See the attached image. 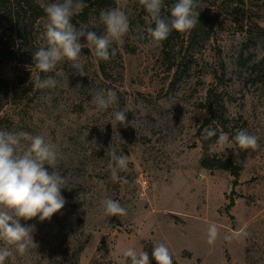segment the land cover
Here are the masks:
<instances>
[{"label": "rangeland", "instance_id": "1", "mask_svg": "<svg viewBox=\"0 0 264 264\" xmlns=\"http://www.w3.org/2000/svg\"><path fill=\"white\" fill-rule=\"evenodd\" d=\"M7 1L8 9L17 4ZM39 2L44 7L59 0ZM174 2L164 0V15ZM200 5L208 22L155 44L146 31H136L148 26L139 0H115L112 8L121 7L130 20L122 43L113 44L117 55L103 61L83 48L78 61H61L47 74L32 59L46 45L40 39L46 16L36 23L34 50L27 54L15 38L18 27L1 22L0 34L16 40L5 38L0 46V74L13 83L33 82L34 98L14 103L0 94V129L42 135L54 144L59 160L49 171L62 175L67 187L61 189L64 208L50 220L21 219L35 226L37 247L24 255L13 248L5 264H131L123 256L129 247L147 251L156 264L151 252L158 243L167 245L173 264H264V59L254 52L264 45V0ZM82 13L73 17L77 27L85 24ZM88 24L99 27L94 12ZM48 75L56 87L38 88L37 80ZM100 89L117 91V103L100 109L92 98ZM119 110L134 121L132 127L115 121ZM208 122L228 136L225 144H213L212 155L231 160L238 177L202 167L198 132ZM241 129L259 137L258 149L239 148L233 137ZM108 147L127 155V170L118 173L127 183L112 180ZM105 198L118 201L127 214L106 215ZM212 223L219 235L209 244Z\"/></svg>", "mask_w": 264, "mask_h": 264}, {"label": "clouds", "instance_id": "2", "mask_svg": "<svg viewBox=\"0 0 264 264\" xmlns=\"http://www.w3.org/2000/svg\"><path fill=\"white\" fill-rule=\"evenodd\" d=\"M147 16L146 29L137 25L136 31L148 36L155 44L166 40L173 32H188L199 23V0H175L167 9L170 15H164V0H139ZM88 7L85 0H59L44 6L46 22L40 39L46 41L45 46L39 47L33 54L34 68L41 73H51L56 65L64 60L78 61L83 48H88L92 55L99 60L108 61L118 53L113 44L122 43L124 36L130 30L129 16L121 7L102 11L100 21L105 27L104 34L89 30L86 24H73V17L82 13ZM86 43H81V38ZM22 41H18V44ZM257 60L264 59V45L257 44L254 49ZM78 75L87 76L82 65L73 64ZM56 80L48 75L38 79L36 86L40 89L56 87ZM80 85H77L79 87ZM93 102L100 109H108L118 101L117 91L100 89L93 92ZM125 110L114 113V119L119 124L128 127L134 121H128ZM217 135L215 129L204 128L205 140ZM240 149L256 150L260 147L259 137L248 133L247 130H238L233 137ZM228 141L225 133H220L217 144L223 145ZM110 157L109 168L114 182L127 183V179L118 173L126 171L127 155H118L115 148L108 147ZM59 160V152L54 144L45 140L42 135H32L25 131H9L0 129V264H5L15 252L24 255L29 248H36L33 232L34 225H22L21 219L27 221L39 217L40 221L50 220L51 217L64 208L65 198L61 189L67 188L64 177L55 169ZM106 215L112 217L124 216L127 210L112 199L101 201ZM245 235L247 233H244ZM219 235L215 223L208 226V243L213 244ZM229 237H225L228 239ZM152 258L156 264H173V258L165 243L153 245ZM123 256L130 258L131 264H150L147 251H137L129 247Z\"/></svg>", "mask_w": 264, "mask_h": 264}, {"label": "trees", "instance_id": "3", "mask_svg": "<svg viewBox=\"0 0 264 264\" xmlns=\"http://www.w3.org/2000/svg\"><path fill=\"white\" fill-rule=\"evenodd\" d=\"M91 4L83 10V22L89 26L88 21L90 19L91 13H95L100 22L99 27H88L89 30L99 33L101 28H104V25L101 23L99 17L102 11H107L115 5V0H90ZM204 0H199V9L200 15L198 17L199 22H208V17L205 12L201 11V2ZM8 1L0 0V24L1 22H8L16 27H18V34L15 37L18 41H22L19 45L26 49L24 53L33 52L34 44L31 42V33L38 21L44 18L45 12L44 7L40 4L39 0H17L15 7L8 9ZM75 18H73V21ZM262 30V29H261ZM264 32V30H263ZM5 38L10 40L12 44L15 43V38L13 36H7L4 33L0 34V46L2 48L6 45L7 41ZM25 61H19V63H24ZM34 83L26 82L25 79H20L17 83H13L8 79L4 78L0 74V94H2L7 100L14 103H23V102H32L34 98ZM218 107L224 111V106L219 103ZM209 125V122L206 123L198 132L199 139L203 144L204 154L201 161V165L207 169L221 168L225 170H232L236 177L239 176V167L234 165L231 160H223L218 158L215 155H212L211 149L215 142H217L219 133L214 137H211L207 140L203 138L204 128ZM211 127V126H210ZM211 128L214 129L212 126ZM234 184H237L235 180ZM106 253L108 252L105 247ZM99 248V250H101ZM102 264V263H101Z\"/></svg>", "mask_w": 264, "mask_h": 264}]
</instances>
